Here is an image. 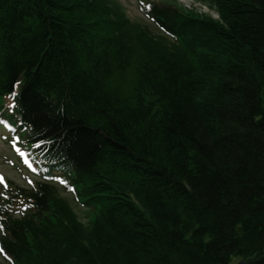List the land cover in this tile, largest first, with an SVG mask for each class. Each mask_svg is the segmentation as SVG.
Segmentation results:
<instances>
[{"label":"trees","instance_id":"16d2710c","mask_svg":"<svg viewBox=\"0 0 264 264\" xmlns=\"http://www.w3.org/2000/svg\"><path fill=\"white\" fill-rule=\"evenodd\" d=\"M137 1L0 0V264H264V0Z\"/></svg>","mask_w":264,"mask_h":264},{"label":"rangeland","instance_id":"374dc122","mask_svg":"<svg viewBox=\"0 0 264 264\" xmlns=\"http://www.w3.org/2000/svg\"><path fill=\"white\" fill-rule=\"evenodd\" d=\"M120 5L125 9L127 16L129 19L133 22H139L141 24L147 25L152 31L154 29L152 28V24L145 19L142 14L139 12L137 6L138 1L137 0H116ZM144 1H155V0H144ZM179 4L183 5L187 9H194L197 13L202 15H208L212 17L213 19H217L216 14L208 7L207 4H204L198 0H175ZM5 107L4 112L8 115H12V109H13V98H5ZM0 122V132L2 134L3 138H6L5 131L3 129V125L8 124V120L6 118L1 119ZM3 123V125H2ZM6 159L11 162L15 163L14 156L12 155V152L10 151L9 147L0 140V175L1 177L10 180L14 182L15 184L19 186L26 187L27 180L35 181L36 178L30 174L26 170H21V173L16 171L14 168L8 165L6 162ZM65 197L69 200L70 204L74 208L76 214L78 215L79 219L82 222H86L85 214L82 209L77 207L75 203H73L71 195L64 194ZM1 259V258H0Z\"/></svg>","mask_w":264,"mask_h":264},{"label":"snow or ice","instance_id":"6c2138e0","mask_svg":"<svg viewBox=\"0 0 264 264\" xmlns=\"http://www.w3.org/2000/svg\"><path fill=\"white\" fill-rule=\"evenodd\" d=\"M29 183L31 184L32 182L30 181Z\"/></svg>","mask_w":264,"mask_h":264}]
</instances>
